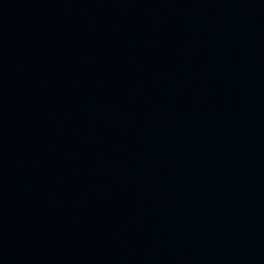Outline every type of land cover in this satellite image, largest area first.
Segmentation results:
<instances>
[{"label":"water","instance_id":"95a60500","mask_svg":"<svg viewBox=\"0 0 264 264\" xmlns=\"http://www.w3.org/2000/svg\"><path fill=\"white\" fill-rule=\"evenodd\" d=\"M0 264H264V0H0Z\"/></svg>","mask_w":264,"mask_h":264}]
</instances>
